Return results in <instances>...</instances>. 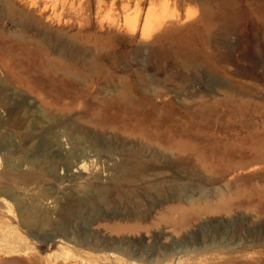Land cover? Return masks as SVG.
<instances>
[{"label":"rangeland","instance_id":"1","mask_svg":"<svg viewBox=\"0 0 264 264\" xmlns=\"http://www.w3.org/2000/svg\"><path fill=\"white\" fill-rule=\"evenodd\" d=\"M149 16L163 22L151 34ZM0 81V119L53 110L68 125L51 137L92 153L73 137L90 126L143 170L114 177L102 152L75 178L18 182L3 172H26L31 127H1L0 185L53 218L65 205L87 242L27 228L0 194V264H264V0H0Z\"/></svg>","mask_w":264,"mask_h":264},{"label":"bare ground","instance_id":"2","mask_svg":"<svg viewBox=\"0 0 264 264\" xmlns=\"http://www.w3.org/2000/svg\"><path fill=\"white\" fill-rule=\"evenodd\" d=\"M56 7L57 6H54V10H56L55 9ZM156 23H157V25L160 23L159 19L155 18L154 16H149L145 20L144 31L148 32V34H151L153 32L151 29H153L155 27ZM161 23H163V22H161ZM165 26L166 25H164V27ZM158 27L159 26H157L158 30H159V28L161 29V26L159 28ZM150 31H151V33H150ZM3 88H4V84L0 81V89H3ZM63 110L64 111L67 110L65 113H69L73 109L69 110V109L63 108L59 111L62 112ZM52 111L49 114L40 113L39 115H41V114L42 115L37 117V118H33V120L31 119L32 120L31 122H28L30 120L29 117H23V119H22L19 116V118H20V120H19L16 115L13 116L11 119H8V120L0 119V149L2 147L1 142L4 140L5 136L7 135V133L2 132L1 127H6V126H9L10 124H13V123L18 124V122H21V121L24 122L25 124H27L28 127L29 126L31 127V129L29 131H27L26 133H24L22 135V137H21L22 143H25V142L30 143L31 141H34V139H36L37 137H40V140H41L39 142V147L37 148V152L33 158H30L26 155V150H25L26 148L21 143L19 148H17L20 152V155L18 156V158H19V161L23 162L21 166L26 167L27 170L24 174L11 176L10 174L14 170V166L16 163H14V161L8 162V164L6 166L7 171L3 172L7 177H10V178L12 177V179H14L18 182L28 183V182H31L34 179L42 176L43 171H59V173L65 174L64 177H66V175L68 176L70 174L69 171H71V172H73V174L71 173V178H75L77 176H80L81 172L83 170H85L86 168H88L89 162L94 164L96 159L100 158V154L102 152L105 153V157L107 158V160L112 161L113 165H112V167H110V169L114 170V174H113L114 177H118V178L126 177V178H128V175L131 171H134L135 173H137V172L139 173V172L143 171L142 167L140 168V166L138 167V165L130 164L128 161L116 162L115 156H116L117 151L114 150L112 148V146H109L110 144L105 145L106 142L104 141V139L99 135V133L96 130H93L90 126L88 129H86V127L83 126L82 124H77L76 130L73 132L74 133L73 137L76 140V144H82L84 142H87L88 144H90L89 149L93 154L90 152H87L86 149H82V148L78 149L77 146L72 145L73 141L71 138L68 137L69 132L67 133V131L64 130V129H66V126L68 125V120L64 121V120L59 119V118L58 119L54 118L56 115L54 116L55 112L52 113ZM64 111L62 113H64ZM62 113H61V115H62ZM80 113H82L81 115H83V116H86L88 114L87 111L86 112H80ZM109 116H111V115H109ZM60 118H62V117H60ZM70 120L72 121L74 119L71 118ZM104 125H105V123H104ZM56 126L64 127V129H63V131L61 130L59 136H54V137L52 136L51 137L49 133L52 132L53 131L52 129ZM55 137H57V139H55ZM54 146L55 147L58 146L59 149L62 150V153H61V155H59V157H53L51 155V147H54ZM73 146H75L77 149L73 150L72 149ZM117 154L122 155V153H119V151ZM133 156H134V154H133ZM62 159H64L65 161H62ZM98 162H99V160H98ZM107 169H109V168L106 167V169L104 170L105 171L104 175L108 174ZM95 186H96V189L99 190L101 194L103 193V195H106L109 191H111L110 186H104V185L102 186L100 184H95L94 187ZM88 193H89V190L86 189L84 191V196H83L84 199L89 200L91 198V195H89ZM0 194L4 195L6 202L8 204V207H11V201L12 200L16 203L21 223L24 226H26L27 228H29L31 230H33L34 228H39V229L49 228V229H53L54 231H58L63 235H65L66 233H74L77 236V238H80L81 241L87 242L86 241L87 235L84 231L80 230V231L76 232L70 227V224H69L68 219H67L68 216H66L63 212L64 209L66 208L65 205H63V204L59 205V210L57 212L58 216H57V218L56 217L53 218L51 216V211L49 210L48 207L40 205L38 202H36V200L34 198L31 202H28V200L25 197H23V195H21L20 193H13L12 188H10L7 185H2V184L0 185ZM44 194H43V197H44ZM127 215H129V214H127ZM133 215H134V213H133ZM11 233H13V232H11ZM84 234H85V236H84ZM14 235H18V234L16 233ZM18 238H21L20 234H19ZM53 238H54V236H53ZM113 246H114V248H116V245H113ZM13 249H14V247H11V250H13ZM128 249L129 248H127V250ZM186 250L188 251L187 248H186ZM121 251L122 252L125 251V248L121 247ZM184 251L185 250H183V252ZM110 252L112 254H118L117 251L114 249H110ZM125 252L127 254L131 255L130 251H125ZM180 254L181 253L179 252L178 255H180ZM143 257H145V255H143ZM135 258L131 257L130 260H131L132 264H141ZM117 259L121 260L122 257H120L118 255ZM158 259H159L158 257H154L152 255H151V257H149V260H151V261H157Z\"/></svg>","mask_w":264,"mask_h":264}]
</instances>
